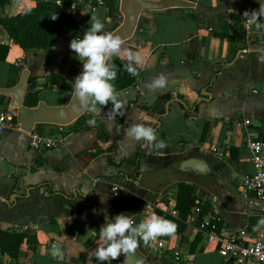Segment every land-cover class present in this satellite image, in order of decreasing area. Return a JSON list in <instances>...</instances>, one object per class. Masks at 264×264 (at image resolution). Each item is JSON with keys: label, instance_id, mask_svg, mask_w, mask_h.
Wrapping results in <instances>:
<instances>
[{"label": "crops", "instance_id": "obj_1", "mask_svg": "<svg viewBox=\"0 0 264 264\" xmlns=\"http://www.w3.org/2000/svg\"><path fill=\"white\" fill-rule=\"evenodd\" d=\"M188 1L192 4L139 11L137 26L122 41L123 47L138 52L144 63L133 84L116 90L123 108L113 112L109 103L95 114L90 115L85 108L82 112L110 135L118 133L113 163H107L104 156L91 155L101 145L95 129L73 130L72 122L64 123L58 132L54 122H36L30 130L17 125L0 133V228L26 230L16 258L0 253V264H101L95 257L88 261V257L100 243L102 221L123 213L138 225L155 213V207L163 210L164 202L174 204L180 175L172 178V169L192 155L202 158L228 189L242 196L239 179L251 170L245 142L251 137L264 139V63L258 59L264 52V29H246L242 14L258 10L264 0ZM33 2L3 0L0 16ZM78 2L88 10L87 16L77 21L83 34L93 16L105 23V32L121 20L119 0ZM91 4H95L93 8H89ZM72 31L64 26L49 47L22 49L0 25V44H6L0 59V87L14 85L25 68L24 92L29 89L27 78L33 76L37 101L65 103L68 86L76 76V54L68 40ZM161 73L167 77L166 89L149 90L146 85ZM47 90L57 99H49ZM163 93L171 99L161 115L142 107ZM9 99L0 93L1 106L10 104ZM22 103L28 105L25 96ZM117 114L121 115L118 123ZM132 124L155 129L165 147L128 138L126 131ZM33 131L62 139L54 146H34L29 143ZM138 145L135 166L124 159L132 157ZM212 145L218 152L211 150ZM135 167L137 173L131 177ZM113 183H117L116 191ZM193 184L202 212L219 222L221 234L246 226L250 213L258 214L259 221L264 219L260 203L242 196L243 207L236 209L200 181ZM194 234L195 229L183 222L174 234L156 238L165 248L157 247L156 240L148 246L141 242L137 248L143 256L140 264H233L218 254L213 239L200 236L192 242ZM173 250L178 251V259L173 258ZM111 264L127 263L119 257Z\"/></svg>", "mask_w": 264, "mask_h": 264}, {"label": "clouds", "instance_id": "obj_2", "mask_svg": "<svg viewBox=\"0 0 264 264\" xmlns=\"http://www.w3.org/2000/svg\"><path fill=\"white\" fill-rule=\"evenodd\" d=\"M244 26L251 30L253 26L257 30L264 29V2L259 3V9L243 14ZM52 19H56L54 16ZM110 17L106 18L110 21ZM105 23L98 17H91L90 26L84 32L82 38L77 37L70 41L69 48L76 54V58L82 63L83 71L77 75L72 84L74 98L91 115L101 110V106L109 103L111 111L118 112L123 108L124 102L118 99V93L112 83L117 77L116 65L112 58L122 56L125 58L124 68L131 76H138L139 66L144 60L138 52L123 47L122 39L111 32H105ZM258 59L264 63V52ZM167 77L161 73L154 77L146 87L153 92L164 90L167 87ZM100 106L99 108L97 106ZM90 128L96 127V120L86 121ZM126 135L133 141L144 142L155 148L165 147L163 141H158L156 131L152 127L143 124H132L128 127ZM264 225V219L258 221L254 231ZM177 225L172 221L157 216L155 213L143 219L138 225L127 214H118L100 227L98 235L100 243L94 253L88 257V261L95 257L99 262L111 264L123 253H135L140 243L148 246L150 241L159 236L172 235L176 232Z\"/></svg>", "mask_w": 264, "mask_h": 264}, {"label": "trees", "instance_id": "obj_3", "mask_svg": "<svg viewBox=\"0 0 264 264\" xmlns=\"http://www.w3.org/2000/svg\"><path fill=\"white\" fill-rule=\"evenodd\" d=\"M33 1L34 2L31 6L24 7L13 14H4L0 16V25L6 31L7 36L12 42L16 43L22 49L49 47L52 42L56 40L64 26H69L73 29V31L68 35V40H72L77 37L82 38L83 33L81 32L77 21L86 17L88 10L82 8L78 3L72 4L70 0ZM0 2L2 3L3 0H0ZM54 16H56V19H52ZM0 47H2V52L0 53V59H2L6 51V44H0ZM112 60L117 64V77L112 82L115 89L118 90L133 84L136 76L134 77L129 75L125 70L124 64L126 61L117 56L113 57ZM27 82L29 83V89L26 92L25 98L28 105L32 106L37 103L38 99L37 91L33 88L34 77H28ZM62 83L64 85L66 84L64 82ZM170 99L171 97L168 93H163L157 96L151 104L143 105L142 107L144 109L154 111L156 115H161L166 110L165 103H167ZM86 121H88V119H86L84 114L81 113L72 121L70 127L73 130L78 128H90ZM120 121L121 115H115V122L118 123ZM94 129L96 137L101 140V145L97 146L91 152V155L93 157L104 156L107 163H113L112 155L115 147V141L119 137L118 133L110 135L108 131L97 122ZM138 153L139 145L136 147L132 157L125 158L124 160L131 161L135 164V166H137ZM199 158L200 157L195 155L189 156L179 162L178 165L172 169L173 173H171L170 170L172 178L175 179L180 175L175 187L173 204L177 214L172 216L159 208H154L155 213H157L160 217H164L166 220L172 221L177 225L176 232L181 229L190 207L194 204H200L199 201H196V196L193 191V183L198 182L200 179L197 171L199 168ZM35 161L36 164L39 163L38 160ZM55 167L59 166L55 165ZM136 173L137 168L135 167L131 173V177H134ZM184 177H189L188 179L190 180L184 179ZM200 208L204 211L202 207ZM212 220L218 227L219 222L213 217ZM258 221V214H248L246 228L253 230L258 224ZM25 235L26 230H9L0 228V253H6L8 256L16 258L19 244ZM200 236V232H195L192 242H195ZM99 263L104 264V262Z\"/></svg>", "mask_w": 264, "mask_h": 264}, {"label": "built area", "instance_id": "obj_4", "mask_svg": "<svg viewBox=\"0 0 264 264\" xmlns=\"http://www.w3.org/2000/svg\"><path fill=\"white\" fill-rule=\"evenodd\" d=\"M88 1L90 2V0ZM71 2L79 4L78 0H71ZM94 5L91 4L89 8H93ZM55 124L58 132L64 123ZM17 125L16 106L13 104L0 105V133L8 127ZM61 139V136L49 132L33 131L29 133V143L34 146H54ZM245 145L249 151L251 170L241 175L242 196L250 202L260 203L261 206H264V140L256 137L247 138ZM211 150L215 153L218 152L216 145H212ZM112 189L117 190V183H113ZM161 207L172 216L177 214L173 204L164 202ZM184 222L191 225L195 232H200L204 240L213 239L214 248L218 254L229 259L233 264H245L247 261L264 264V225H261L256 231L249 230L246 226H240L234 232L221 234L212 217L205 215L198 204L190 207ZM155 245L160 248L166 247L161 240H156ZM172 254L174 259H178L177 250H173Z\"/></svg>", "mask_w": 264, "mask_h": 264}, {"label": "water", "instance_id": "obj_5", "mask_svg": "<svg viewBox=\"0 0 264 264\" xmlns=\"http://www.w3.org/2000/svg\"><path fill=\"white\" fill-rule=\"evenodd\" d=\"M191 4L192 2L188 0H119V10L122 15L121 20L109 32L124 40L132 34L141 9H161L167 6ZM82 71L83 66L81 63L76 76ZM26 73L27 70L22 68L19 79L14 85L0 87V93L9 95V103L16 106V120L20 128L30 130L36 122L69 123L84 111L79 101L74 98L73 87L69 98L63 104H46L42 100H38L32 106L22 103V96L24 97L26 94L24 92ZM198 165L197 171L200 176V183L205 185L221 201L228 203L236 209L243 207L244 199L241 194L228 189L202 158H199ZM119 257L127 264H140L143 260L142 254L137 249L135 253L128 254L127 256L122 253Z\"/></svg>", "mask_w": 264, "mask_h": 264}, {"label": "rangeland", "instance_id": "obj_6", "mask_svg": "<svg viewBox=\"0 0 264 264\" xmlns=\"http://www.w3.org/2000/svg\"><path fill=\"white\" fill-rule=\"evenodd\" d=\"M138 15H139V14H138ZM137 23H138V17H137V20H136L135 27L137 26ZM74 63H75V68H76V73H77V71H78V67L81 65V62L76 58V56H75V58H74ZM72 87H73V84H72L71 86H69V88H68L69 96H70V94H71ZM47 95H48L49 99H57V96H56L54 93L50 92L49 90H47ZM240 178H241V177H240ZM239 182H240V179H239ZM101 221H102V220H101ZM105 221H106V220H105ZM105 221H102V225L105 223ZM102 225H101V226H102Z\"/></svg>", "mask_w": 264, "mask_h": 264}]
</instances>
